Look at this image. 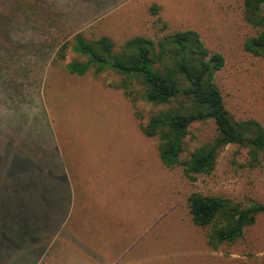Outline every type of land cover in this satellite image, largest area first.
<instances>
[{
	"label": "rangeland",
	"instance_id": "rangeland-1",
	"mask_svg": "<svg viewBox=\"0 0 264 264\" xmlns=\"http://www.w3.org/2000/svg\"><path fill=\"white\" fill-rule=\"evenodd\" d=\"M45 3L51 15L9 22L15 8L0 1V264H264V215L243 238L216 250L209 228L196 226L188 207L195 192L264 204V159L250 168L244 150L229 145L211 174L191 182L182 167L162 164L158 140L139 125L153 107L117 88L120 75L69 74L67 63L86 60L71 46L65 60H55L57 43L79 32L120 45L137 35L194 30L225 57L215 82L227 110L264 126V58L244 48L258 33L244 19V0ZM153 5L160 7L156 16ZM191 131L188 151L217 136L212 121ZM64 179L67 198L46 200Z\"/></svg>",
	"mask_w": 264,
	"mask_h": 264
},
{
	"label": "trees",
	"instance_id": "trees-1",
	"mask_svg": "<svg viewBox=\"0 0 264 264\" xmlns=\"http://www.w3.org/2000/svg\"><path fill=\"white\" fill-rule=\"evenodd\" d=\"M10 1L16 12L8 16L9 22L18 16L35 22V16L52 14L45 0ZM159 11L157 5L150 8L151 15ZM244 19L258 30L246 40L245 50L264 58V0H244ZM156 24L161 25L160 31L167 29L161 18ZM57 46L55 60H65L70 46L76 55L86 58L67 63L69 74L82 77L91 69L96 75L113 71L122 78L116 87L129 99L134 103L143 100L153 107L149 118L141 119L140 130L144 136L158 140V154L167 169L182 167L185 177L195 182L199 175L215 170L220 152L229 145L244 150L245 166L261 165L264 126L256 119L236 120L227 110L215 82L216 74L225 66V57L208 49L197 31H174L160 38L137 35L120 45L109 36L88 40L79 32L67 41L60 40ZM209 121L216 126L215 139L188 151L187 141L194 137L192 127ZM235 154L241 155L238 151ZM188 207L193 223L209 228L208 245L216 250L243 238L247 228L264 215L262 203L250 200L243 204L198 192L188 197Z\"/></svg>",
	"mask_w": 264,
	"mask_h": 264
},
{
	"label": "crops",
	"instance_id": "crops-1",
	"mask_svg": "<svg viewBox=\"0 0 264 264\" xmlns=\"http://www.w3.org/2000/svg\"><path fill=\"white\" fill-rule=\"evenodd\" d=\"M84 3H86V4H90V5H92L91 7H93L92 9H94L95 7L93 6V2H84ZM97 3H95V5H96ZM91 9V12H95L94 10H92ZM96 12H99L100 13V11H96ZM101 14H103V15H101L102 17L101 18H103L104 17V13L103 12H101ZM100 15V14H99ZM99 21L100 19H97V17L93 20V21ZM53 179L55 180V175L53 174ZM53 183H54V181H53ZM57 183V182H56ZM61 185H59L58 186V188H53V190H50V192H49V196H44L43 195V192H41V194L45 197V199L46 200H51V201H53L54 199H56L57 201H59V200H62V199H64V197L65 198H67V196H68V192H69V190H70V188H69V185H68V181H66L65 179L63 180V182H61L60 183ZM56 190H58V196L56 197V198H53V191H56ZM64 193H67V194H64ZM63 233V232H62ZM57 234V227L55 226V231L53 232V237L55 236ZM38 242V239L36 240V243ZM35 243V244H36Z\"/></svg>",
	"mask_w": 264,
	"mask_h": 264
}]
</instances>
